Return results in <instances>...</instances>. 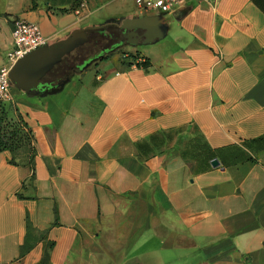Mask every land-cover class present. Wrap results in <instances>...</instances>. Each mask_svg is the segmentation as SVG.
Masks as SVG:
<instances>
[{
	"label": "crops",
	"instance_id": "crops-1",
	"mask_svg": "<svg viewBox=\"0 0 264 264\" xmlns=\"http://www.w3.org/2000/svg\"><path fill=\"white\" fill-rule=\"evenodd\" d=\"M154 16L166 38L124 43L148 68L101 50L59 92L12 89L37 154L0 153V264H264V0H0V68L17 18L52 45Z\"/></svg>",
	"mask_w": 264,
	"mask_h": 264
},
{
	"label": "trees",
	"instance_id": "trees-1",
	"mask_svg": "<svg viewBox=\"0 0 264 264\" xmlns=\"http://www.w3.org/2000/svg\"><path fill=\"white\" fill-rule=\"evenodd\" d=\"M99 28V26L85 28L83 34L79 37L84 36L87 41L76 46L71 52L63 55L60 63L55 65L53 70L45 77L44 82L52 85V88H50L51 91H61L64 85L76 74L80 73L87 64L95 63L97 65V62L106 60L107 57L102 56L98 51L105 49L112 51L110 47L122 40V34L117 28H113L115 30H111V33L108 34L109 41L105 40L104 36H106V34H102L98 30ZM114 32L118 36H115ZM124 58L132 59L131 65H135L138 68H148L151 65L149 60H143L138 55H125ZM59 83H62V86L57 88ZM0 105L4 104L0 103ZM17 113V119L11 120L6 107L0 111V153L10 152L13 156L10 160V164L12 165L18 164L16 160L19 155L26 154L29 159V164L33 167L37 154L36 138L22 115L19 112ZM28 230H31L29 221ZM29 249L30 247L25 244L21 249V257H24ZM47 258L48 257L40 264H48Z\"/></svg>",
	"mask_w": 264,
	"mask_h": 264
},
{
	"label": "water",
	"instance_id": "water-1",
	"mask_svg": "<svg viewBox=\"0 0 264 264\" xmlns=\"http://www.w3.org/2000/svg\"><path fill=\"white\" fill-rule=\"evenodd\" d=\"M116 28L122 34L120 43L126 42L131 46H138L140 43L151 45L167 36V27L160 16L122 20L116 23ZM98 30L102 33L106 27H100ZM83 32L84 29L76 30L67 39L41 47L18 60L10 72L13 87L29 95H39L43 91L54 93L45 85L44 79L54 66L60 63L63 55L87 41L84 36L79 37ZM90 65L91 63L87 64L84 69ZM61 86L62 83H59L57 88ZM212 165L217 167L219 162L214 160Z\"/></svg>",
	"mask_w": 264,
	"mask_h": 264
},
{
	"label": "built area",
	"instance_id": "built-area-1",
	"mask_svg": "<svg viewBox=\"0 0 264 264\" xmlns=\"http://www.w3.org/2000/svg\"><path fill=\"white\" fill-rule=\"evenodd\" d=\"M187 0H135L138 9L146 14L166 15L175 12ZM213 2L215 0H201ZM78 15L81 14L77 10ZM13 51L9 56V63L0 68V103L8 104L13 100L10 72L14 64L31 52L47 46L48 39L43 35L38 24L17 18L12 27ZM141 61V60H140Z\"/></svg>",
	"mask_w": 264,
	"mask_h": 264
},
{
	"label": "rangeland",
	"instance_id": "rangeland-1",
	"mask_svg": "<svg viewBox=\"0 0 264 264\" xmlns=\"http://www.w3.org/2000/svg\"><path fill=\"white\" fill-rule=\"evenodd\" d=\"M113 31V30H115V29H110V31ZM118 40V39H117ZM144 48V46L142 47V45H140V46H138L137 48ZM112 49L113 50H115V51H118V53H117V55L118 56H120L122 59H125L124 58V56L126 55L124 52H133L132 50H133V47H130V46H128V45H124V44H122V43H120V44H116V45H114L113 47H112ZM109 51H111V50H104L103 52H102V54L104 53V52H109ZM98 53H100V51H98ZM122 54V55H121ZM130 55V54H129ZM96 69H97V66H94V67H92V68H90L89 69V74H96L97 72H96ZM82 72V71H81ZM5 107V105H0V111H1V109H3Z\"/></svg>",
	"mask_w": 264,
	"mask_h": 264
},
{
	"label": "flooded vegetation",
	"instance_id": "flooded-vegetation-1",
	"mask_svg": "<svg viewBox=\"0 0 264 264\" xmlns=\"http://www.w3.org/2000/svg\"><path fill=\"white\" fill-rule=\"evenodd\" d=\"M118 30H119V29H118ZM140 33L143 34V31H141ZM114 35H115V36H118L117 34H115V32H114Z\"/></svg>",
	"mask_w": 264,
	"mask_h": 264
}]
</instances>
